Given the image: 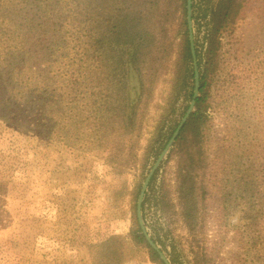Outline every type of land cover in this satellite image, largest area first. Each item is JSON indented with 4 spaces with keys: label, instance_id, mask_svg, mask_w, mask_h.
<instances>
[{
    "label": "trees",
    "instance_id": "1",
    "mask_svg": "<svg viewBox=\"0 0 264 264\" xmlns=\"http://www.w3.org/2000/svg\"><path fill=\"white\" fill-rule=\"evenodd\" d=\"M237 1H222L214 16V29L221 28L238 13ZM175 3L181 16L173 23V33L169 21L172 0H0V122L88 154L116 174H127L140 166L141 160L156 162L184 117L194 92L186 0ZM197 20L192 0L199 94L173 144L179 159L178 192L183 219L194 235L203 220L198 198L204 201L211 197L209 190L220 185L224 188H219L218 227L226 231L230 229L226 223L230 213L227 206L233 196L237 192L248 195L246 189H253V206L244 214V224L231 227L238 247L230 264H264V137L256 140L259 147L252 144L253 138L248 142L249 147L257 150V166L253 152L245 151L244 145L238 156L241 164L223 161L220 180L213 176L207 163L211 132L208 110L211 84L221 61L215 36L208 39L203 53L205 42L195 33ZM176 37H180L177 43ZM169 51L175 55L170 90L140 157L147 111L162 77L161 64ZM127 52L140 78V96L134 107L129 105L126 94ZM263 61H258L256 68L263 67ZM224 153L228 158L232 155ZM205 171H210L216 184L200 182L197 188L194 175H204ZM155 177L142 203L147 230L145 203ZM142 184L135 181L132 188L125 186L122 193L133 197L136 203ZM229 184L231 187L227 188ZM148 235L159 247L158 239ZM138 247L148 250L153 264H163L142 235L135 204L130 233L89 245L90 263L81 264H123L124 258ZM172 264L179 263L172 257ZM194 264L213 261L201 255L194 259Z\"/></svg>",
    "mask_w": 264,
    "mask_h": 264
},
{
    "label": "rangeland",
    "instance_id": "2",
    "mask_svg": "<svg viewBox=\"0 0 264 264\" xmlns=\"http://www.w3.org/2000/svg\"><path fill=\"white\" fill-rule=\"evenodd\" d=\"M175 1L172 0L169 17L173 33V23L181 16ZM222 1L195 0V33L205 42L203 53L208 39L215 36L221 61L211 84L208 110L211 132L207 163L218 179L223 161L241 164L238 156L244 145L245 151L253 152L256 164L257 150L248 146L249 138L259 147L256 140L264 137V0H238V13L214 29V16ZM174 56V51H169L161 64L162 77L157 81L140 139V157L170 90ZM127 59L126 94L129 105L134 107L140 96V78L128 52ZM258 61H263V67L256 68ZM225 151L232 155L228 158ZM177 154L172 145L154 174L145 203L146 230L158 239V248L170 264L172 257L179 264H194L201 255L213 264H230L238 247L231 227L244 224L243 216L253 206V189H246L248 195L237 192L233 196L227 206L230 213L226 223L230 229L226 231L218 227L219 188L224 187L217 185V189L209 190L211 197L204 201L198 198L203 220L192 235L183 219L178 192ZM154 164L152 159L141 160L140 166L127 174H116L88 154L0 122V264L90 263L89 245L130 233L137 202L122 190L125 186L132 188L135 181L144 182ZM194 181L197 188L200 182L216 184L210 171L195 174ZM230 187L229 184L227 188ZM123 262L153 264L148 250L140 247L134 248Z\"/></svg>",
    "mask_w": 264,
    "mask_h": 264
},
{
    "label": "water",
    "instance_id": "3",
    "mask_svg": "<svg viewBox=\"0 0 264 264\" xmlns=\"http://www.w3.org/2000/svg\"><path fill=\"white\" fill-rule=\"evenodd\" d=\"M186 21H187V29H188V37H189V43H190V51H191V59H192V66H193V72H194V92L192 96V100L188 106V109L186 113L184 114V117L180 121L179 125L177 126L175 132L172 135V138L167 143L164 150L161 152L160 156L156 160L155 164L151 168L150 172L148 173L147 177L145 178L138 199L136 203V219L137 223L139 225V228L142 232V235L144 236V239L148 246L158 255L160 261L163 264H170L166 256L162 253V251L158 248V246L152 241L150 236L148 235V232L145 228L143 219H142V203L144 196L146 194V191L148 189V186L151 182L152 177L154 176L155 172L159 168L160 164L162 163L163 159L165 158L166 154L174 144L177 136L179 135L181 129L183 128L184 124L188 120L190 114L192 113L196 100L198 98L199 94V84H200V76H199V69H198V61L195 51V44H194V36H193V26H192V0H186Z\"/></svg>",
    "mask_w": 264,
    "mask_h": 264
}]
</instances>
